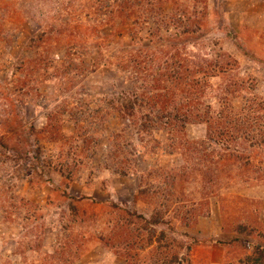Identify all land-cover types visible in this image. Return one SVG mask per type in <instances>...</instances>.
I'll list each match as a JSON object with an SVG mask.
<instances>
[{
  "label": "rangeland",
  "instance_id": "1",
  "mask_svg": "<svg viewBox=\"0 0 264 264\" xmlns=\"http://www.w3.org/2000/svg\"><path fill=\"white\" fill-rule=\"evenodd\" d=\"M153 1L150 6L147 0L145 7L149 10L155 5L157 9L159 2L160 16L167 22L175 14L186 13L201 21L200 29L189 39H175L174 25L169 23L167 29L160 28L159 39L144 37L132 45V34L143 38L155 24L156 17L148 16L146 8L136 7L137 16L123 24L116 0L108 1L117 11L114 17L96 12L99 0H0V123L9 110L4 94L15 102L24 127L32 124L38 130L48 126L46 115L62 103L69 110L77 109L80 96L92 109L98 107L96 103L103 108L106 95L139 86L117 63L123 62L131 49L144 50L145 55V50L155 51L159 45L184 46L187 53L213 55L221 66L235 59L239 77L254 80L252 94L264 101V0ZM64 24L71 34L75 28L81 34L89 27L97 32L85 36L89 38L86 43L80 37L70 38L69 44H80L72 51L79 68L63 78L68 37L63 36V47L57 51L55 41L50 49L36 43L29 51L27 45L32 36ZM226 32L245 36L240 44L249 56L243 55ZM41 58L45 61L35 68L31 61ZM221 81L215 74L207 79L210 87L202 102L213 113L219 109L214 92ZM232 103L238 109L243 100ZM69 119L65 114L58 117L53 131L56 141L40 142L37 173L32 170V159L21 166L0 162V264H50L43 257L65 247L71 249L59 264H126L127 260L135 264H244L252 247L232 252L215 242L241 238L264 248V154L249 161L238 158L242 151L236 146L207 140L206 125H189L184 133L174 134L169 129L154 132L152 144L158 141V148L138 155L135 164L122 163L117 168L127 171L122 176L101 162L110 134L120 129V120L108 116L103 128L92 135L98 145L85 156L87 148L81 149ZM20 133L0 128V138L15 140ZM130 141L141 153L137 141ZM252 144L249 141L247 146ZM148 170H154L153 177L141 183L139 176ZM166 175L174 177L172 185L164 183ZM141 190L147 193L140 194ZM63 191L69 197L86 198L84 207L76 204L78 217L69 212ZM154 192L158 198L151 197ZM88 199L102 205H90ZM110 204L147 220L158 212L172 230L166 225L151 226L154 234H149L141 221H135L131 225L141 233L134 237L127 225L129 217ZM162 232L168 240L161 246L157 240ZM150 238L152 242L146 243ZM191 238L206 245H195ZM126 239L145 247L135 245L126 251V244L119 245ZM36 240L42 242L38 248ZM172 241L174 245L165 247ZM176 241L184 247L179 248ZM174 252L179 261L169 263Z\"/></svg>",
  "mask_w": 264,
  "mask_h": 264
},
{
  "label": "trees",
  "instance_id": "2",
  "mask_svg": "<svg viewBox=\"0 0 264 264\" xmlns=\"http://www.w3.org/2000/svg\"><path fill=\"white\" fill-rule=\"evenodd\" d=\"M108 1L99 0V5L96 6V12L98 14L109 12L114 17L118 11L123 18V24L128 23L130 17L137 16L136 11H134L136 7L138 9L146 8L145 4L147 3V0H116L117 4L115 6L118 7V10L114 11ZM149 1L150 6L154 4V1ZM157 5V9H154V5L151 9L148 10L146 8L145 10L149 12L148 16L156 17L154 26L151 27L147 35L143 36V38L139 37L138 34H132L129 38L132 45L138 44L139 40L144 39V37L149 39L157 37L159 39L160 28L164 27L167 29L169 23L174 25L173 31L175 39H179L180 36L189 39L190 36L194 35L200 29L201 21L191 18L186 13L181 16L175 14L171 19L168 18L169 22H167L166 18L160 16L162 6L159 2ZM64 25L58 27L52 26L47 32L42 31L32 36L27 45L28 50L35 47L36 43H40L42 46L50 49L52 41H55L54 44L56 46L58 45L55 49L57 51L60 47H63L61 46L62 42H60L63 36L68 37V44L64 46L63 78L71 74L70 72L72 70L79 68L72 55V51L74 49L73 47H80V44H69L70 38L80 37V40L86 43L89 39L86 37L97 32V28L89 27L85 28L81 34L75 28L76 31L73 29L71 34L70 30H66L68 24ZM90 29H93L92 32H89ZM226 35L234 39L235 44L241 49L243 55L249 56L245 48L241 47L242 45L240 44L242 43L241 40L245 39L243 34L226 32ZM248 35L250 39L251 34ZM82 46H85V44L82 43ZM157 47L155 51L145 50V55L143 54L144 50L134 51L131 49L126 53L125 60L117 63L118 68L122 72H128V77L132 83L139 84L138 87L132 88L128 92L120 90L112 95H106L103 98L105 107L103 106L101 108L99 103H96L95 105L99 108L97 107L95 110L86 104L85 98L81 96L76 99L77 109L69 110L68 106L62 103L56 107L54 112L52 111L46 115L48 126L39 130L32 124L24 127L22 119L16 109L15 102L7 94L2 95L7 101L9 110L6 118L1 120L0 128L4 127V130L9 133L18 130L21 133L15 140H11L10 136L0 138V162L12 161L15 166L18 164L21 166L32 159V170L37 173V163L42 156V149L39 144L44 139L56 141L57 136H55L53 131L57 128L56 123L58 124V117L63 114L71 118L69 120L73 123L77 139L81 140V149L87 148L83 152L85 156L92 153L93 148L95 149L98 145L99 140H95L92 135L98 133L103 128L105 122L108 120V116H115L120 120V129L118 133L110 134L111 140L108 142L107 151L101 162L103 166L112 169L115 173L122 176L127 175V171H118L117 169L122 163L132 161L135 164L138 155L147 154L150 150L155 151L158 148V141H156L155 145L152 144L155 141L153 136L154 132H165L169 129L174 134H179L184 133L185 128L189 125H206L207 140L212 143L219 144L223 142L224 144L227 143L234 147L236 146L242 151L238 158L245 157L243 159L249 161L264 154V101L252 94L254 80L249 82L239 77L236 68L237 61L231 59L223 67L219 64L217 57L209 54L201 56V54L187 53V49L184 46L159 45ZM44 52L47 51L44 50ZM35 61H31V63L34 64L35 68H38L45 60L43 61L41 58V60L37 59ZM84 69V65L80 67L81 71H84ZM18 71L22 70L18 68ZM144 72L148 74L143 75L142 73ZM211 74L220 75L222 79L216 92H214V98L217 100L219 107L216 113H213L210 106H207V104L204 105L202 102L203 96L210 87L207 79L210 78ZM21 85H24V83ZM21 89H24V86ZM235 99L243 100L242 105L238 109H235L232 103ZM131 139L137 141L141 153L136 152L137 147L130 141ZM249 141H252L254 144L247 146ZM128 143H131V147L128 146ZM133 170L134 173H138L137 166H134ZM153 175L154 170H148L145 173H141L139 179L143 183L145 180L153 177ZM163 181L167 185H172L175 179L174 177L166 175ZM139 193L146 194L147 192L141 190ZM61 194L63 200L69 201L67 204L69 212H73L75 218L78 217L80 213L77 212L78 206L76 204L80 203L84 207L86 198L82 200V198L76 199L69 197L64 191ZM151 197L158 198L155 192L151 193ZM88 201H90V205H102L101 202L97 203L89 199ZM110 205L112 208L129 217L127 225L130 227L132 233H134V237H138L137 235L141 233L139 230L137 232L138 228L135 229L131 225L135 221H141L143 228L149 234H154V231L150 230L151 226L166 225L168 230H172L168 222H165L158 212H154L152 218L147 220L142 215L124 210L116 204ZM130 220L131 222L129 223ZM77 239L76 237L74 242ZM166 240L168 239L165 233L162 232L157 241L162 246ZM191 240L195 245H206V242L196 238H191ZM35 242L36 245H34L37 248L40 247L42 242L40 240H36ZM151 242L152 240L150 238L146 243L149 244ZM215 243L223 246L227 251L232 252H239L240 250H247L252 247L250 255L246 257L243 263L264 264V248L261 246H251L241 238H233L230 241ZM124 244H126V251L127 249L130 251L135 245L140 247V249L145 247L142 242H131L128 239L119 245ZM165 244H167L165 247H168L169 245H174L175 241ZM176 244L179 248L184 247L182 243H178L177 241ZM65 248V250L61 249L57 253L44 256L43 258L46 261L49 260L50 264H59L63 259L62 256L64 253H68L71 249V247L70 249ZM189 248L190 246L187 247V249ZM127 253L128 255L130 254L129 252ZM168 259L169 263H178L179 255L174 252ZM135 263L133 260H127L126 262V264Z\"/></svg>",
  "mask_w": 264,
  "mask_h": 264
}]
</instances>
